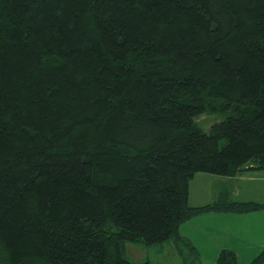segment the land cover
I'll use <instances>...</instances> for the list:
<instances>
[{"label":"trees","instance_id":"obj_1","mask_svg":"<svg viewBox=\"0 0 264 264\" xmlns=\"http://www.w3.org/2000/svg\"><path fill=\"white\" fill-rule=\"evenodd\" d=\"M249 169L264 0H0V264H153L125 241L200 264L182 222L264 203L191 206L192 178ZM217 264L240 263L226 248Z\"/></svg>","mask_w":264,"mask_h":264},{"label":"crops","instance_id":"obj_2","mask_svg":"<svg viewBox=\"0 0 264 264\" xmlns=\"http://www.w3.org/2000/svg\"><path fill=\"white\" fill-rule=\"evenodd\" d=\"M223 199L264 203V169H249L234 176L206 171L194 175L188 201L191 206ZM179 229L197 248L200 264H217L220 251L226 248L237 253L240 264H249L264 249V208L247 212L208 210L185 220ZM167 243L178 251L175 242L164 245Z\"/></svg>","mask_w":264,"mask_h":264},{"label":"rangeland","instance_id":"obj_3","mask_svg":"<svg viewBox=\"0 0 264 264\" xmlns=\"http://www.w3.org/2000/svg\"><path fill=\"white\" fill-rule=\"evenodd\" d=\"M199 122L204 125L206 129L215 120V116L203 115ZM125 255L136 263L150 260L153 264H197L198 262L191 261V257L185 260L176 247L171 246V243L165 245H144L142 243L125 241ZM186 257V256H185ZM190 258V260H189ZM201 263V262H200Z\"/></svg>","mask_w":264,"mask_h":264}]
</instances>
